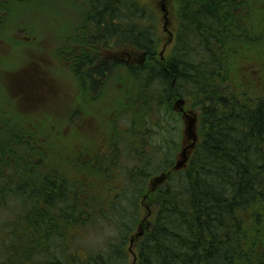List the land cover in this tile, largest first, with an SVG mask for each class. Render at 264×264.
Listing matches in <instances>:
<instances>
[{
	"label": "trees",
	"instance_id": "trees-1",
	"mask_svg": "<svg viewBox=\"0 0 264 264\" xmlns=\"http://www.w3.org/2000/svg\"><path fill=\"white\" fill-rule=\"evenodd\" d=\"M5 1L0 44L17 30ZM67 1L88 9L78 23L101 57L115 35L116 63L98 52L85 69L98 78L74 75L67 129L27 135L26 117L0 108V264H264V0H171L176 31L163 58L160 0ZM3 75L0 86L34 96L37 85ZM193 111L198 140L176 169L180 129L177 142L166 128ZM36 136L65 149L56 165L31 155Z\"/></svg>",
	"mask_w": 264,
	"mask_h": 264
},
{
	"label": "rangeland",
	"instance_id": "rangeland-1",
	"mask_svg": "<svg viewBox=\"0 0 264 264\" xmlns=\"http://www.w3.org/2000/svg\"><path fill=\"white\" fill-rule=\"evenodd\" d=\"M170 1L166 2L169 13V28L175 34V13L171 10ZM48 2L47 0H6L4 2V6L14 13L7 18L6 26L8 25L10 29L14 30L17 28V30L13 35L6 33V41L0 44V71L4 72L3 76L10 79L14 84L19 83L28 87L30 82L31 86L37 85V89H32L34 95L32 97L31 92H27L26 96L28 98H26L21 96V91L18 90L19 87L18 89L5 88L4 84H2L0 86V108L4 109L6 107L12 116L17 114L19 118L25 116L27 121L24 123H28V128H30L24 130V132L28 133L27 135L31 132L32 127L40 129L43 132L47 131V128L51 130L55 127H58L59 130L67 129L69 124L66 122V117L71 114L74 108L75 103L73 102H76L80 98L76 93L75 84L72 80L73 77L61 56V51L63 50V32L67 29L66 25L68 24L67 26L69 27L72 25L76 26L79 21L81 22L82 18L84 21L83 11L80 10L78 3L71 5L67 0H50V8L47 12ZM38 10L42 11L38 13ZM158 17H160L159 12ZM263 17L264 15H260L259 19ZM162 27L163 19L161 14L158 26L160 37L159 53L163 42L167 38V34ZM22 28L30 29L28 31L21 30L20 33L18 30ZM68 31L72 32L73 29H69ZM37 69H39L45 80L33 79L32 76L36 73ZM118 78H120L119 70L117 71ZM35 96H39L40 99H34ZM94 109L103 111L101 108ZM193 112L191 113L194 117L189 112L190 116L194 119L192 123L187 117H181L179 123L173 121L166 128L165 137L179 142L177 136L179 127V134L182 138L180 145L184 149L188 147L184 155L182 152L176 154L175 164L184 158L187 161L195 146V144H191L192 138L189 133L192 132L196 141L198 140L196 132L197 120L195 119L197 112ZM83 119V116L77 119V126L80 129L77 126L73 127L76 134L74 140H77L79 136L80 143L82 142L81 138L84 137L83 125H81ZM98 125H96V128ZM5 131L3 128H0V144L3 143L0 145L1 149L8 143L6 142L8 136ZM65 135L66 133H64L63 139H65ZM35 139L37 140V145L33 143V138H31L29 143L38 148L33 154L31 152L32 156H37L36 159L42 158V155L38 156L39 152H42L50 159L48 161L50 164L56 165L53 159L62 153H66L63 148L59 149L41 143V139L37 138V136ZM156 139L160 141L158 138ZM162 139H165L164 136ZM74 151L75 153H72L70 157H81L78 145H76ZM51 154L52 156H47ZM70 173V168L65 166L64 174L69 175Z\"/></svg>",
	"mask_w": 264,
	"mask_h": 264
},
{
	"label": "flooded vegetation",
	"instance_id": "flooded-vegetation-1",
	"mask_svg": "<svg viewBox=\"0 0 264 264\" xmlns=\"http://www.w3.org/2000/svg\"><path fill=\"white\" fill-rule=\"evenodd\" d=\"M82 9L83 15L85 16V19L87 21V15H88V9ZM169 14V13H168ZM163 18V16H162ZM115 22V21H113ZM169 22V19H168ZM163 24H164V18H163ZM67 29L64 30L63 36H64V41H63V50H62V57L63 60L66 63V66L69 69V72L71 73L72 77L76 75V78L80 81L84 80L85 78H98L96 77L95 74L89 75L88 71L85 70L86 68L92 64V62H95V55L97 53H100V60L104 63H108L109 66L111 67L116 63V42H115V35L112 33L110 36L111 38L108 40V48L103 49V57H101V48L98 44V42H91L92 39H90L91 35L89 34L88 30L90 29L88 22H84L83 24L79 25V23L75 26H67ZM169 27V25H168ZM163 28V27H162ZM69 29H73L72 32L68 31ZM115 27L112 26L111 30L114 31ZM170 29V28H169ZM164 30V29H163ZM164 32L167 34V38L165 42L162 44V47L165 45V49L167 46H169L170 43H172L174 39V33L170 30L172 33V38L171 41L168 42L169 35L168 33L164 30ZM169 43V44H168ZM121 61L124 64H128L129 62L131 63L132 59L131 57L127 56H121ZM135 58V57H134ZM136 63H140V57L135 58ZM81 68V70H80ZM73 71H75L77 74H75ZM33 79H42L45 80L44 77L42 76L41 72L39 69L36 70V73L33 74ZM75 78V77H74ZM46 91V89H44ZM52 93V91H51ZM34 99L39 100V96H35ZM178 101V100H177ZM176 101V106L175 110H178L180 112V107L181 103L178 104ZM95 108V107H93ZM190 114V113H189ZM192 115V114H191ZM84 116V114H83ZM186 116V114H182L181 117ZM86 120L81 121V125H85ZM82 126V127H83ZM84 128V127H83ZM196 142V139L194 141V138L192 139L191 144H194ZM188 147L185 149L187 150ZM186 153V151H185ZM184 153V154H185Z\"/></svg>",
	"mask_w": 264,
	"mask_h": 264
},
{
	"label": "water",
	"instance_id": "water-1",
	"mask_svg": "<svg viewBox=\"0 0 264 264\" xmlns=\"http://www.w3.org/2000/svg\"><path fill=\"white\" fill-rule=\"evenodd\" d=\"M159 8H160V11L163 13V18H164L163 29L168 33V35H169L168 42H170V41H171V38H172V33L170 32V29H169V27H168L169 22H168V9H167V6H166V0H160ZM164 49H165V45L163 46L162 50H161L160 53H159L161 58H163V52H164ZM177 102H178V104H179V103H181V100L179 99ZM179 110L182 111V108L180 107ZM184 114H186V116H184V117H187L188 119H190V122L192 123V121L194 120V119H193L194 116L192 115V116H193V117H192V116H190V114H187V113H184ZM195 119H196V116H195ZM196 120H197V119H196ZM189 134L191 135V138H192V139L194 138V141H195L196 138L194 137L193 133L191 132V133H189ZM192 136H193V137H192ZM194 144H195V143H194ZM194 144H192V145H194ZM183 149H184V148H183ZM185 151H186V149H184V150L181 151V152L183 153V155H184ZM185 160H186V159L184 158L183 160L178 161V162L175 164V168H176V169L181 168V167L183 166ZM164 177H165L164 175H161L160 177L155 178V179H154V183L156 184V183H160V182H162L163 179H164ZM139 235H141V232L137 233V236H139Z\"/></svg>",
	"mask_w": 264,
	"mask_h": 264
},
{
	"label": "bare ground",
	"instance_id": "bare-ground-1",
	"mask_svg": "<svg viewBox=\"0 0 264 264\" xmlns=\"http://www.w3.org/2000/svg\"><path fill=\"white\" fill-rule=\"evenodd\" d=\"M141 234H142V232H141Z\"/></svg>",
	"mask_w": 264,
	"mask_h": 264
}]
</instances>
